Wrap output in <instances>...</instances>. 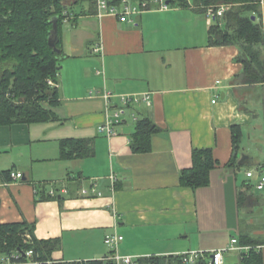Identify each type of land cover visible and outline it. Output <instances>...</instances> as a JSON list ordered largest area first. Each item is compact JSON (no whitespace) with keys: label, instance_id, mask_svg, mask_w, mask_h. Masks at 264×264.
<instances>
[{"label":"crops","instance_id":"0c3cea01","mask_svg":"<svg viewBox=\"0 0 264 264\" xmlns=\"http://www.w3.org/2000/svg\"><path fill=\"white\" fill-rule=\"evenodd\" d=\"M63 8L55 118L0 126V221L29 222L38 239L57 240L56 261L99 259L110 251L105 235L117 232L118 252L138 258L209 251L245 235L260 242L254 247L264 264V189L254 188L253 177L238 182L237 169L225 166L231 126L258 144L253 109L264 112L248 92L258 86L234 81L242 70L237 46L207 44L213 18L195 5L152 6L124 22L99 17L95 0H64ZM258 14L264 29V8ZM106 89L113 92L108 109ZM120 94L148 101L127 106L117 133L106 136L97 126L121 107ZM142 117L161 131L150 151L134 153L130 141ZM67 138L90 141L94 154L60 158ZM206 147L217 160L208 185L179 184L192 149ZM242 153L249 164L254 155L240 150L238 159ZM10 169L26 179H4ZM49 190L56 195H44ZM243 255L228 250L223 264H240Z\"/></svg>","mask_w":264,"mask_h":264},{"label":"trees","instance_id":"16d2710c","mask_svg":"<svg viewBox=\"0 0 264 264\" xmlns=\"http://www.w3.org/2000/svg\"><path fill=\"white\" fill-rule=\"evenodd\" d=\"M119 1L111 0L115 4ZM168 2L170 5L182 7L195 5L198 11L202 12L209 6L215 9L218 4L229 3V8L222 15H215L209 25L207 44L237 46L236 61L241 63L242 70L234 77V81L251 87L264 85V29L262 23L257 20L260 12L257 3H253V0H168ZM63 5L64 0H0V126L37 123L55 118L53 108L59 101L58 87L49 84L48 81L51 79L58 83L62 53L60 32L65 16ZM54 21L57 23L58 51L48 43ZM160 131L151 118H138L130 141L132 152L150 151L151 137ZM242 136V127L233 124L232 156L225 164L228 168L236 169L240 166L238 153L241 149ZM60 148V158L66 160L94 154L92 143L84 139L67 138L60 142ZM191 157V166L180 170L179 184L191 189L207 186L211 169L217 165L212 149L194 148ZM10 171L11 169L1 173L4 179L11 180ZM44 195L53 197L49 193ZM238 238L241 244L252 247L244 253L240 264H262L261 254L254 247L260 242L245 235ZM57 245L58 241L55 239H38L33 233V225L29 222L0 221V256L17 254L16 259L19 261H39V264H87L82 261L54 260L52 252ZM29 250L32 252L27 256L26 252ZM166 261L179 264L178 261H173L171 256L139 258V264H162ZM89 264L113 262L92 259ZM196 264H206V259L200 258Z\"/></svg>","mask_w":264,"mask_h":264},{"label":"built area","instance_id":"2783aa9c","mask_svg":"<svg viewBox=\"0 0 264 264\" xmlns=\"http://www.w3.org/2000/svg\"><path fill=\"white\" fill-rule=\"evenodd\" d=\"M98 16L101 17L103 13H110L118 18L120 21H131L130 17L133 14L141 13L144 9H149L152 6L160 7L162 9H167L170 4L168 0H140L137 2H132L131 0H120L118 3H112L111 0H95ZM253 3H257L260 8H264V0H253ZM230 4H218L214 9L213 6H209L206 10L208 16L215 18V15L220 16L225 10L229 8ZM49 84L57 86L58 84L53 80L48 81ZM113 96V92L110 90H104L102 97L104 100V105L106 109L109 108L108 101ZM119 101L122 104L121 107L115 109L111 114H107L105 121L97 126V130L100 133H104L106 136L116 134L115 126L121 122V115L124 112V109L137 101H148V95L138 96V95H126L120 94ZM248 179L254 178V188L256 190L264 189V164L256 167V171L250 169L245 173ZM22 177V173L18 170L12 169L9 174V178L12 180H19ZM116 178L112 174L110 175V188L113 190L114 182ZM91 191L96 192L97 190L91 187ZM87 189H83L82 193H87ZM98 194H101L100 191H97ZM96 193V194H97ZM51 196H55L56 192L49 190ZM122 235L117 232L108 233L104 237V243L110 248V251L107 255L99 258L102 260H111L113 264H139V258L132 255H123L118 252V243L122 240ZM236 244V246H235ZM236 248L238 251L247 253L252 247L249 245H243L239 243V238L232 237L229 244L225 247L213 248L209 251H193L186 250L183 252L172 253L165 255L167 257L171 256L173 261H178L179 264H196L200 258L206 259V264H223V259L225 252ZM31 250L26 252V255L31 254ZM18 258V255L6 256L2 255L0 257V264H39V261H19L12 260ZM91 259H85L82 262L89 264ZM80 261V260H79ZM156 264V263H155ZM160 264V263H159ZM162 264H173L170 262H165Z\"/></svg>","mask_w":264,"mask_h":264},{"label":"rangeland","instance_id":"374dc122","mask_svg":"<svg viewBox=\"0 0 264 264\" xmlns=\"http://www.w3.org/2000/svg\"><path fill=\"white\" fill-rule=\"evenodd\" d=\"M84 1V0H83ZM82 2V0H81ZM192 2V1H191ZM208 8V7H207ZM251 91L248 90L251 94H253L252 98H254L255 102L258 105H261L264 110V85L258 86V88H253ZM253 112H255V119L256 124L261 131V134L259 135L260 140H258V144H252L251 140H247V137L244 135L242 138V143L240 146L241 152H249L250 154L254 155L252 157V160L249 164L240 165L237 170V181L241 182L242 180L246 179L245 173L247 170L252 169L256 171L255 164L257 161H263L264 159V112L259 111L258 109L254 108ZM128 114V113H127ZM255 124V125H256ZM254 142V141H253ZM262 142V143H260ZM256 143V142H254Z\"/></svg>","mask_w":264,"mask_h":264},{"label":"water","instance_id":"95a60500","mask_svg":"<svg viewBox=\"0 0 264 264\" xmlns=\"http://www.w3.org/2000/svg\"><path fill=\"white\" fill-rule=\"evenodd\" d=\"M252 19L254 20L255 17L253 16ZM57 23H55V21L53 22V27L50 31V34L48 36V43L49 45L56 51H58L57 47H56V42L58 40V37H57ZM60 67V66H59ZM249 162V156L247 154H244L242 153L241 154V157L238 159V164L239 165H245V164H248ZM23 180L26 179L23 175L21 177Z\"/></svg>","mask_w":264,"mask_h":264}]
</instances>
